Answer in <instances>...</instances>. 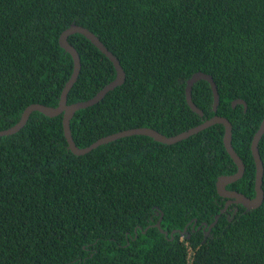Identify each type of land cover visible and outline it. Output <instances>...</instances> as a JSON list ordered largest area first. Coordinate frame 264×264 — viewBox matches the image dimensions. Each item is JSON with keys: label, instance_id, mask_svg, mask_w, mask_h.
<instances>
[{"label": "trees", "instance_id": "trees-1", "mask_svg": "<svg viewBox=\"0 0 264 264\" xmlns=\"http://www.w3.org/2000/svg\"><path fill=\"white\" fill-rule=\"evenodd\" d=\"M72 23L93 32L126 73L123 85L76 112L78 147L140 127L175 136L222 116L245 165L227 189L255 196L264 0H0V131L31 104L58 106L73 71L59 37ZM68 41L82 66L68 94L73 104L94 97L116 72L83 35ZM197 72L213 77L217 112L204 80L192 88L203 115L188 106L186 84ZM236 99L246 112L232 108ZM223 136L216 124L173 145L131 136L76 156L62 115L32 113L18 133L0 137V264H264V200L251 211L230 205L203 231L227 201L217 179L237 171ZM259 152L264 164V135Z\"/></svg>", "mask_w": 264, "mask_h": 264}, {"label": "water", "instance_id": "water-1", "mask_svg": "<svg viewBox=\"0 0 264 264\" xmlns=\"http://www.w3.org/2000/svg\"><path fill=\"white\" fill-rule=\"evenodd\" d=\"M73 34H81L86 39H88L102 54H104L110 62L113 64L116 72L115 79L107 84L105 87H103L94 97H92L89 100L77 102L73 104H68V94L72 87L74 86L75 82L77 81L79 74L81 72V58L79 56L78 51L76 48L71 45L68 41L69 36ZM59 45L60 47L71 55L73 60V71L69 78V80L66 82L60 96L59 104L57 107H51V106H45L42 104H31L25 108V110L22 112V115L20 117V120L17 124L14 126L0 131V137L4 136H10L13 134L18 133L28 122L30 116L34 112H40L48 117H57L59 115H62V126H63V132L64 137L67 142L68 150L76 155V156H83L94 149L108 144L110 142H114L118 139L125 138V137H131V136H147L152 138L154 141L166 144V145H173L178 142H181L183 140L188 139L189 137L196 135L216 124H221L224 127V136H223V144L225 147L226 152L234 162V164L237 167V171L235 174L232 175H224L220 176L217 179L216 182V190L220 197L225 198L227 201L225 203L224 208L222 209L221 213L218 214L215 217V220L212 224L209 226L204 223V230L207 227L208 230L205 235H208L211 231V229L216 225L218 222L219 217L226 212L228 207L232 204L234 205H242L247 211L258 209L264 200V190H263V176H264V164L261 159V155L259 152V142L261 138L264 135V118L260 124L259 129L254 134L252 143H251V153L252 157L254 159L255 163V196L253 198H249L245 196L244 194L228 190L227 186L231 185L238 180H240L245 172V165L242 161V159L238 156L236 151L234 150L232 146V124L231 122L222 116L215 115L212 118L206 120L202 124H199L193 128H190L184 132H181L175 136L167 137L160 132L148 128V127H140V128H132L127 130H122L110 135H107L105 137H102L98 140H96L94 143L89 145L88 147L80 148L76 145L74 142L72 133H71V127L70 123L73 117L75 116L76 112L82 109L89 108L91 106H94L95 104L99 103L103 98L110 92L113 91L115 88L121 86L124 84L126 80V73L124 69L122 68L118 58L108 50V48L100 41V39L90 30L76 25L75 23H72L66 30H64L60 37H59ZM204 80L210 84L212 94H213V111L217 112L219 102H220V96L218 93V89L216 86V83L213 80V77L205 74L203 72H197L193 74V76L187 81L186 84V102L188 106L191 108L192 111L196 112L200 116L203 115V112L201 109H199L192 99V88L198 81ZM237 105H243L244 111L247 110V104L242 99H236L232 101V108H235ZM237 211L235 212V214ZM160 220L156 224V227L160 229V231L167 237L168 233L166 231H163L160 227ZM202 226H199L198 229H200ZM187 231V228L184 229L181 234H185ZM175 231L171 232L170 236L172 239L173 234Z\"/></svg>", "mask_w": 264, "mask_h": 264}, {"label": "flooded vegetation", "instance_id": "flooded-vegetation-1", "mask_svg": "<svg viewBox=\"0 0 264 264\" xmlns=\"http://www.w3.org/2000/svg\"><path fill=\"white\" fill-rule=\"evenodd\" d=\"M232 205H234V204H232ZM238 209H237V207L234 209V215H235V212L237 211ZM201 229V228H200ZM199 230V229H198ZM203 231H204V233L206 234V229L204 230V228H203Z\"/></svg>", "mask_w": 264, "mask_h": 264}, {"label": "rangeland", "instance_id": "rangeland-1", "mask_svg": "<svg viewBox=\"0 0 264 264\" xmlns=\"http://www.w3.org/2000/svg\"><path fill=\"white\" fill-rule=\"evenodd\" d=\"M185 234H183L182 236H181V240H184V238H185Z\"/></svg>", "mask_w": 264, "mask_h": 264}]
</instances>
